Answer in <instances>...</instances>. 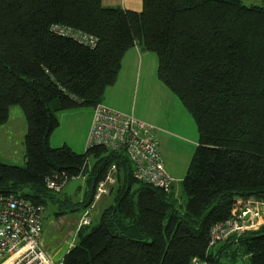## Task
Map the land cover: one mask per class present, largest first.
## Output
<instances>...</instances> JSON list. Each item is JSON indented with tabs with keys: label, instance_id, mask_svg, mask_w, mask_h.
<instances>
[{
	"label": "trees",
	"instance_id": "trees-1",
	"mask_svg": "<svg viewBox=\"0 0 264 264\" xmlns=\"http://www.w3.org/2000/svg\"><path fill=\"white\" fill-rule=\"evenodd\" d=\"M53 25L83 30L98 44L54 34ZM136 45L157 55L159 79L198 128L179 197L135 179L122 150L49 144L59 127L51 103L58 100V110L102 103ZM12 106L28 122L26 166L0 162V194L44 209L59 202L58 215L85 212L116 167L114 203L79 228L62 264H264V224L209 246L211 229L232 217L238 199L264 201V6L143 0L135 12L102 0H0V125ZM87 174L82 202L47 188L54 176Z\"/></svg>",
	"mask_w": 264,
	"mask_h": 264
},
{
	"label": "built area",
	"instance_id": "built-area-1",
	"mask_svg": "<svg viewBox=\"0 0 264 264\" xmlns=\"http://www.w3.org/2000/svg\"><path fill=\"white\" fill-rule=\"evenodd\" d=\"M51 31L91 48L98 44L96 36L70 26L53 25ZM153 129L133 115L99 103L93 108L87 148L103 146L124 151L132 163L135 179L170 192L176 180L167 172ZM115 170L113 166L107 178L98 184L95 201L109 194V186L116 182ZM69 180L67 176H54L47 180V188L60 192ZM92 208L84 212L81 225L90 223ZM44 211V207L21 196L0 194V264H62L54 263L42 247ZM263 224L264 201L240 198L232 217L211 229L209 246L214 247L233 234L257 230ZM194 264L200 263L196 260Z\"/></svg>",
	"mask_w": 264,
	"mask_h": 264
},
{
	"label": "crops",
	"instance_id": "crops-1",
	"mask_svg": "<svg viewBox=\"0 0 264 264\" xmlns=\"http://www.w3.org/2000/svg\"><path fill=\"white\" fill-rule=\"evenodd\" d=\"M102 4L105 7L135 12L143 10V0H102ZM158 66V57L154 52L143 50L138 45L129 49L123 57L117 82L106 90L102 103L121 113L133 115L154 127L153 135L158 141L167 172L176 180L172 187V192L175 193L174 190L179 187V183L182 184L187 174L189 160H192L199 143V132L194 119L181 101L159 79ZM85 139L86 136L84 141ZM77 178L84 179L87 196L90 190L88 174ZM175 195L181 196L176 193ZM61 200L72 201L70 197ZM82 201L83 198L74 203ZM49 207L52 209L51 214L65 210L60 208L59 202ZM78 212L83 214L84 211ZM52 222L56 224L57 231H68L66 236L69 239L54 247L49 246L50 241L45 240L42 234V247L54 263H62L64 256L75 246L82 225L80 219L78 222L73 220L72 227H68V224L62 226L59 218Z\"/></svg>",
	"mask_w": 264,
	"mask_h": 264
},
{
	"label": "rangeland",
	"instance_id": "rangeland-1",
	"mask_svg": "<svg viewBox=\"0 0 264 264\" xmlns=\"http://www.w3.org/2000/svg\"><path fill=\"white\" fill-rule=\"evenodd\" d=\"M246 5L264 6V0H243ZM59 101L54 100L51 103V110L59 119V127L52 133L49 144L53 148L63 145L69 146L77 153H84L87 149L88 134L90 125L92 124L93 108L87 106H79L69 110H58ZM28 132V122L25 114L20 106H12L10 108L9 119L5 124L0 125V162L8 165L20 167L26 166V134ZM86 139L84 141V137ZM191 159L188 165H190ZM189 168V166H188ZM187 168V170H188ZM116 183V182H115ZM67 187L57 193L60 199L71 198L73 202H77L86 197V184L82 178H73L66 184ZM174 190L177 195L183 194L182 185ZM109 186V190H110ZM114 190V189H113ZM181 193V194H179ZM85 195V196H84ZM114 195L104 194L96 200L90 211V219L94 220L101 212L109 205L114 203ZM54 212V209H53ZM52 209L48 206L43 214L44 222V238L50 241L49 246L62 244L65 239H69L68 231L59 232L56 229V224L52 221H57L64 226L72 227V221L80 222L84 219V213L78 211L68 212L66 214H51ZM51 219V220H50ZM76 225V224H75ZM84 225V224H83ZM65 227V226H64ZM64 251V250H62Z\"/></svg>",
	"mask_w": 264,
	"mask_h": 264
},
{
	"label": "water",
	"instance_id": "water-1",
	"mask_svg": "<svg viewBox=\"0 0 264 264\" xmlns=\"http://www.w3.org/2000/svg\"><path fill=\"white\" fill-rule=\"evenodd\" d=\"M249 217V215H247L245 218L247 219Z\"/></svg>",
	"mask_w": 264,
	"mask_h": 264
}]
</instances>
